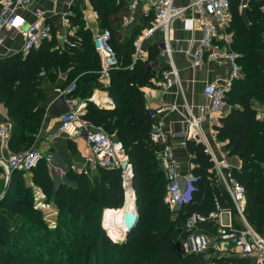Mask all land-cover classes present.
Here are the masks:
<instances>
[{
    "label": "trees",
    "instance_id": "obj_1",
    "mask_svg": "<svg viewBox=\"0 0 264 264\" xmlns=\"http://www.w3.org/2000/svg\"><path fill=\"white\" fill-rule=\"evenodd\" d=\"M88 2L101 28L109 31V43L121 57V65L109 72L105 88L113 108L103 110L87 104L83 118L101 127L123 146L127 162L131 165L136 225L120 244L110 242L99 227L102 209H117L122 204L118 170L98 169L100 179L93 186L80 177L76 190L72 191L64 186L53 188L45 161L40 159L30 170L32 183L42 192L44 201L57 210V221L52 228L45 225L40 211L32 206L30 189L21 184L23 172L12 171L6 194L0 201V229L8 235L4 241L0 240V264H10L11 261L21 264L26 260H19V257L25 254H30L40 264H47V260L37 256L38 251L50 254L52 249L68 250L74 246L82 229L89 224L92 211H96L99 233L90 240L89 250L101 251L93 255H101L103 260L112 252L116 254L118 264H251L245 259L223 257L206 260L201 254H180L177 239L186 216L191 212L206 215L212 210L214 199L223 209L230 208V201L220 185L214 183L212 164L203 153L202 145L186 141L185 148L192 156L190 161L197 165L191 174L197 180L193 183L190 202L179 206L176 217L171 218L169 205L164 201L165 182L154 161L158 147L148 140L150 119L144 110L143 94L138 89L139 85L149 84L155 77L146 65L154 61L158 52L151 51L144 61L137 59L131 63V40L119 44L116 33L122 22L124 1ZM263 4L264 0H247L249 9L245 11L247 22H244L233 0L229 1L230 21L226 31L232 36L231 50L240 55L238 64L243 77L232 83L227 110L213 128L216 140L225 143L228 155L241 161L239 170H232L230 175L243 189V215L259 234L264 231V118L256 119L253 104L264 107V13L260 11ZM68 21L70 26L77 28L62 47L54 39L53 29L49 28L50 38L30 50L24 58L14 54L0 61V103L11 124L8 147L13 151L28 149L38 130L37 106L43 99L39 73L42 72L49 82L56 73H65V86L75 79L73 97L87 98L93 89L101 88L97 83L99 59L91 45L93 36L83 28L78 15L68 17ZM122 209L116 213L121 214ZM112 220L111 227L118 235L119 226ZM89 250H86L85 264L91 261ZM96 257L94 264H101ZM59 260L67 262V257Z\"/></svg>",
    "mask_w": 264,
    "mask_h": 264
},
{
    "label": "built area",
    "instance_id": "obj_2",
    "mask_svg": "<svg viewBox=\"0 0 264 264\" xmlns=\"http://www.w3.org/2000/svg\"><path fill=\"white\" fill-rule=\"evenodd\" d=\"M25 0H0V33L1 31L15 32L21 38V48L19 50L21 58L33 49L50 38L48 25L44 22V15L40 11L32 13L33 20L27 22L20 11ZM76 0H67L69 4ZM152 9L154 13V26H151L143 36H148L153 30L158 29L162 32L164 41L160 46V54H165L170 58L171 51L167 44L168 25L175 20H179L182 29L185 31L193 30L197 26L201 32L197 46L193 50H185L184 54L190 59L193 68H200L205 62H221L229 70L226 80L205 84L202 94L206 99L207 106L204 110H197L193 114L191 109L184 105L186 117L185 128L183 131L174 134L186 141L200 144L203 153L208 156L212 164L214 183L220 185L225 191L230 208L223 209L214 199L212 210L206 215L191 212L188 214L181 226V235L177 239L179 251L182 256L191 254H201L204 259L213 258H237L245 259L251 264H264V237L249 225L243 215L244 194L241 185L225 172L223 160H218L210 149L204 135L200 130L202 120L207 117L210 128V140L221 145L216 140L214 127L218 125L217 115L227 107L228 92L232 83L241 77V67L238 64L240 55L231 50L232 38L230 35L223 34L218 38L215 30L216 26L224 30L230 21L229 1L230 0H192L184 8L172 6V0H141ZM240 9L246 8L247 0H241ZM135 2L129 4L130 9H134ZM264 13V4L260 7ZM67 15L61 18V24L67 25ZM54 39L58 34L54 32ZM108 30H100L91 38L93 51L99 59L98 79L107 80L110 71L119 67L117 53L112 49ZM264 44V37H262ZM3 37L0 36V45ZM140 48V40L133 44V49L137 52ZM136 57L135 59H137ZM157 56L154 61L146 65V69L154 71L157 67ZM39 73L38 77H42ZM76 80L69 82L59 93L58 97L62 100L65 110L58 118L56 136L65 139H82L88 148L86 164L96 169H116L119 171L120 187L122 190V204L117 209H102L100 214L99 227L104 235L115 244H120L125 240V229L117 236H110L111 227L109 226L110 214L125 205L124 198L126 189L131 195L133 213L136 214L135 196L131 187V165L127 162L123 146L117 140L107 136L99 126L92 125L83 118V107L72 94L75 90ZM163 90H167L171 85H179L177 73L173 66L160 73L157 81L154 82ZM111 105V104H108ZM107 105V106H108ZM171 107H159L155 109L144 106L146 115L150 119V129L148 140L156 145L158 149L154 152V161L157 170L161 173L165 189H169L170 184L176 177V163L172 155L170 145L167 144L163 133L162 118L165 113L171 111ZM8 134L5 124L0 123V143ZM191 159L192 156L188 155ZM41 155L38 150L29 149L22 153H10L7 156H0V168L4 175H9L11 171L28 173L33 169ZM192 168L197 165L192 164ZM8 178L6 179L7 182ZM197 180L191 173L184 178V188L181 194L173 202L177 207L187 204L191 200L193 183ZM2 194L0 195L1 198ZM44 196L38 188H33L32 206L34 209L46 212L50 205L44 201ZM51 212L56 213L51 207ZM44 214V213H43ZM123 221V215H122ZM48 222V221H47ZM52 228L55 223L49 224ZM123 225V224H122ZM201 225H206L202 228ZM118 228V227H117ZM120 226L118 229H121Z\"/></svg>",
    "mask_w": 264,
    "mask_h": 264
},
{
    "label": "crops",
    "instance_id": "obj_3",
    "mask_svg": "<svg viewBox=\"0 0 264 264\" xmlns=\"http://www.w3.org/2000/svg\"><path fill=\"white\" fill-rule=\"evenodd\" d=\"M125 3L122 22L117 27V35L119 36L118 43L124 44L131 40V50L129 60L131 63L139 59L144 61L151 51H157V67L151 72L155 77L149 81V84L139 85L138 89L143 94L144 106L155 109L159 107H171V111L164 114L162 118L163 133L167 144L170 145L172 155L176 163V177L171 182L169 189H165L164 201L169 205L172 216L176 217L178 210L177 206H172L176 198L181 194L184 188V178L191 173L192 162L188 158L190 155L186 148V140L174 136L185 128V107L188 106L193 114L197 110H204L207 106L206 99L202 94V89L205 84L213 82H222L226 80L229 74L227 66L221 62H205L200 68H193L190 64V59L184 54L185 50H193L198 43L201 32L197 26L193 30L185 31L182 29V24L179 20L172 21L168 25L167 44L171 51L170 58L165 54H160V46L163 44L164 37L160 30L155 29L148 36H143L145 32L154 26V13L147 4L141 0H123ZM192 0H172V6L175 8H184ZM135 2L134 9L129 8V4ZM241 0H233L236 11L242 16L243 21L247 22L245 11L249 9H240ZM40 11L44 15V22L49 28H52L58 34L57 44L62 47L68 36H71L77 27L70 26L68 17L78 15L80 17L84 29H88L91 35L94 36L100 30H103L99 24L96 13L91 9L88 0H76L69 4L67 0H25L22 6L20 15L27 21L33 20L32 13ZM67 15V25L61 24L63 15ZM227 28V27H226ZM215 33L218 38L223 34L230 35L216 26ZM0 36L3 37V42L0 45V61L14 54H20L21 38L12 31H1ZM232 38V36H231ZM140 40V48L137 52L133 49V44ZM138 57L137 59H135ZM121 59V57H120ZM169 66H173L177 73L179 85H171L167 90H163L156 85L157 78L160 73L167 70ZM158 76V77H157ZM40 88L43 99L37 106L38 111V130L33 137L29 148L26 150L13 151L9 149L8 143L11 136V124L8 121L5 109L0 103V123L5 124L8 129L6 139L0 143V156H7L10 153H22L29 149L38 150L41 159L45 161L47 174L52 182L53 188L58 186L69 187L72 191L76 190V184L80 177H84L88 184L93 186L100 179V171L86 164L85 159L88 156V148L82 139H65L61 136H56L58 126V118L64 112L65 107L62 100L58 97L60 91L65 87V73H56L52 82H49L45 76L40 77ZM43 79V80H42ZM242 79L241 77L235 81ZM97 83L101 88L93 89L92 93L87 98H78L77 101L86 112V105L91 104L97 109L111 110L113 103L108 97L105 88L108 84L107 80L97 78ZM111 104V105H108ZM108 105V106H107ZM257 115L256 119L264 118V107L254 103ZM227 107L224 108L218 118L224 114ZM200 130L204 135L210 149L218 160H223L225 172L230 175L232 170H239L241 161L235 156H229L228 151L224 148L225 143L217 144L210 140V128L208 119L205 117L201 124ZM264 167V166H263ZM231 176V175H230ZM7 175H4L0 168V195L6 194V189L9 183ZM21 184L25 188L30 189L31 195L33 188H37L32 183V171L21 175ZM39 189V188H38ZM42 193V192H41ZM3 198H0V201ZM51 205L50 203H48ZM40 213H42L40 211Z\"/></svg>",
    "mask_w": 264,
    "mask_h": 264
},
{
    "label": "rangeland",
    "instance_id": "obj_4",
    "mask_svg": "<svg viewBox=\"0 0 264 264\" xmlns=\"http://www.w3.org/2000/svg\"><path fill=\"white\" fill-rule=\"evenodd\" d=\"M118 64L121 65V59L119 57H118ZM242 77H243V75H242ZM95 89H99V87H96ZM1 198H3V197L1 196ZM76 200H78V199H76ZM171 204H172L173 207L176 206L173 202H171ZM51 207H52V209L54 211H56V213L51 212ZM95 207H98V206H95ZM95 212L96 211H92L91 212V217H89V219H88V223H89L88 225L90 227L88 225H86L82 229L83 231H82L81 235H79V237L74 241V243H75L74 246L68 248V250H64V249L53 250L52 249V250L49 251V253L53 251L50 254H47V253L46 254H41V251L40 252L38 251L37 256L43 257V260H47L48 261L47 264H68V263H71V264H85L84 259H85V256H86V250H89V248H90L89 242H90V240L92 238L95 239L98 236V233H99L98 229L96 227L97 218H96ZM43 213H41V220L45 223V225L49 226L48 222H49V224H52L53 222L55 223L57 221V210L53 206L50 205V209L48 211H46V212H43ZM112 219H110V223L113 222ZM114 224H115V222H114ZM5 227H7V226H5ZM110 227H111V225H110ZM0 230H1L0 231V235H1L0 236V240L4 241L5 238L8 237V235L6 236L4 231L2 229H0ZM111 230L113 231L112 227H111ZM119 232H120V234L122 233L121 230H119ZM259 236L264 237V231L262 232V234H259ZM42 248L45 249V247H43V246H42ZM89 251H90V255L89 256L91 257V259H90L91 261H89L88 264H94V261L96 260L94 258L96 256H94L93 253H95V252L96 253L97 252L101 253V251H99L97 249H94V250L90 249ZM8 253H9V251H8ZM92 256H93V261H92ZM61 257L62 258H66L67 257V262L66 261L65 262L64 261H60L59 259ZM20 258H23L21 260H24V259L26 260V261H22L21 264H40L37 261L33 260L34 257L31 256L30 254H25L22 257H19V260H20ZM96 258H98V260L101 262V264H118L116 262V259H117L116 254L113 255L112 252H109L108 255L106 254L104 256V260L102 259L103 256H101V255H98V257H96ZM13 263H14L13 261L10 262V264H13ZM98 264H100V263H98ZM206 264H211V263L208 262Z\"/></svg>",
    "mask_w": 264,
    "mask_h": 264
},
{
    "label": "bare ground",
    "instance_id": "obj_5",
    "mask_svg": "<svg viewBox=\"0 0 264 264\" xmlns=\"http://www.w3.org/2000/svg\"><path fill=\"white\" fill-rule=\"evenodd\" d=\"M93 125V124H92ZM106 134V133H105ZM107 135V134H106ZM108 136V135H107ZM12 172V171H11ZM11 172L9 173V175H8V179H9V177H10V174H11ZM30 172V171H29ZM28 172V173H29ZM126 192H128V193H125V198H124V202H125V205L121 208L122 209V211H121V214H117L116 212H114V213H111L110 214V218H109V221H110V219H114V222H115V224H117L119 227L121 226L122 228L121 229H119V230H121V231H123L124 230V226L122 225V215H123V213L124 212H132L133 211V207H132V201H131V195H130V193H129V191L126 189ZM120 210V209H119ZM111 224H109V226H110ZM115 232H113L112 230H111V232H110V236H112V237H114V236H117L116 234H114Z\"/></svg>",
    "mask_w": 264,
    "mask_h": 264
},
{
    "label": "water",
    "instance_id": "obj_6",
    "mask_svg": "<svg viewBox=\"0 0 264 264\" xmlns=\"http://www.w3.org/2000/svg\"><path fill=\"white\" fill-rule=\"evenodd\" d=\"M137 214L133 212H124L122 224L125 229V235L130 232L136 225Z\"/></svg>",
    "mask_w": 264,
    "mask_h": 264
}]
</instances>
